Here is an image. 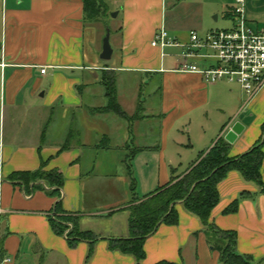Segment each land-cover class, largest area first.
I'll list each match as a JSON object with an SVG mask.
<instances>
[{"label":"crops","instance_id":"0c3cea01","mask_svg":"<svg viewBox=\"0 0 264 264\" xmlns=\"http://www.w3.org/2000/svg\"><path fill=\"white\" fill-rule=\"evenodd\" d=\"M104 2L107 15L117 13L108 62L100 58L107 15L87 20L84 0H0V260L220 264L219 253L211 249V235L183 203L175 206L178 223L161 224L146 240L142 262L112 250L111 240L131 237L133 193L127 164L136 196L144 200L173 177L187 175L202 154L220 139L226 141L236 124L244 131L233 144L226 141L230 158L247 153L260 140L264 90L250 100L236 83L209 85L198 74L179 71L191 33H197L186 26L187 14L197 19L205 5L214 6L233 21L225 29L230 30L236 0ZM247 4L248 25L263 29L258 12L264 11V0H246ZM162 27L184 47H153ZM211 54L199 51L188 62L216 65L208 58ZM104 71L116 74L118 102L131 121L98 112L107 106L101 84ZM187 120L207 127L196 141L187 137L192 133L191 128L185 130ZM260 172L264 182V161ZM19 173H58L63 184L57 189L39 176L26 185L13 177ZM218 191L220 201L211 223L236 233L238 254L250 257L252 264H264L262 188L231 171ZM59 202L62 213L57 215ZM236 202V210L230 212ZM59 216L77 218L80 232L92 233L94 239L71 245L53 228L52 219Z\"/></svg>","mask_w":264,"mask_h":264},{"label":"trees","instance_id":"16d2710c","mask_svg":"<svg viewBox=\"0 0 264 264\" xmlns=\"http://www.w3.org/2000/svg\"><path fill=\"white\" fill-rule=\"evenodd\" d=\"M84 6L85 17L91 21L101 18L109 12L104 0H84ZM101 84L105 89L107 106L99 109L98 112L112 113L131 121L132 118L126 114L118 102L116 74L112 71H104ZM263 149L264 124L262 125V136L257 144L247 153L236 158H230V145L220 139L207 155L202 154L199 162L191 166V171L187 175L173 177L169 184L161 187L144 200L136 196V184L131 164H127L133 193V205L129 208L131 237L129 239L111 240V249L120 251L125 255H131L138 262H142L146 258L144 250L146 240L156 232L161 224L176 225L178 212L175 206L178 203H183L185 210L197 216L207 233L211 235V246L214 251L219 253L220 264H252L250 257L237 253L236 233L219 230L211 223V215L220 201L218 185L231 171L239 172L246 181L262 188L264 193V182L260 172L264 161ZM39 176L40 179L47 181L57 189L62 187L63 178L58 173H41L33 176L19 173L13 177L24 180L27 185L31 179ZM237 205L238 202L230 209V212L236 210ZM55 211L57 215L62 213L61 202L56 205ZM52 225L61 236L68 232L67 239L71 245L78 241L94 239L92 233L80 232L77 218L72 216L54 218Z\"/></svg>","mask_w":264,"mask_h":264},{"label":"built area","instance_id":"2783aa9c","mask_svg":"<svg viewBox=\"0 0 264 264\" xmlns=\"http://www.w3.org/2000/svg\"><path fill=\"white\" fill-rule=\"evenodd\" d=\"M234 27L230 30L212 31L205 37L191 33L186 60L179 68L181 73L200 75L209 85L228 80L236 83L250 100L264 90V28L255 30L248 25L246 0H236L234 7ZM153 47L164 50L168 47H184L172 40L166 28L162 27L152 42ZM211 51L216 65L199 67L188 62L199 51ZM164 56V54H163ZM4 67V65H2ZM46 73V69L41 71ZM0 112L3 113V101H0ZM1 213V211H0ZM68 232L65 234L67 237ZM8 262L0 260V264Z\"/></svg>","mask_w":264,"mask_h":264},{"label":"rangeland","instance_id":"374dc122","mask_svg":"<svg viewBox=\"0 0 264 264\" xmlns=\"http://www.w3.org/2000/svg\"><path fill=\"white\" fill-rule=\"evenodd\" d=\"M250 7V4L246 5V11H248ZM186 7H184L185 9ZM192 9L193 6L189 7L188 9ZM258 18H260L261 20H264V11H259L258 12ZM170 16V15H169ZM219 16V20H216L215 17ZM186 20H185V24L186 26L190 29L194 28L197 29V33L199 34L200 37H205L208 33L212 32V31H221V30H225L227 28H230L233 24V21L231 19H224L223 18V14L222 12H218L215 10L214 6H210V5H205L204 10H203V14L200 18L195 19V17L193 18V20H191V17L189 16V14H187L186 16ZM113 21V17L112 15L109 16L107 15V22H108V29L110 31L113 30L114 28V23ZM189 31V30H188ZM170 59L167 58L166 62H169ZM152 85H155V83H152ZM152 85H150V88L153 87ZM232 87H234V89H236V92H241V88L239 90L238 86L233 84ZM148 90H145V93H147ZM144 93V92H143ZM217 118V117H215ZM190 120V119H189ZM189 120H187V126L185 127V130L187 128H191L192 129V133H190V135H187V137L193 141H196V138L198 137V135L202 134L201 130L202 129H206L207 127L206 125L202 124V122H190ZM211 249L213 250V248L211 247Z\"/></svg>","mask_w":264,"mask_h":264},{"label":"water","instance_id":"95a60500","mask_svg":"<svg viewBox=\"0 0 264 264\" xmlns=\"http://www.w3.org/2000/svg\"><path fill=\"white\" fill-rule=\"evenodd\" d=\"M117 13L113 14V17H116ZM110 31L107 30V34L103 40V51L100 55L102 61H111L113 57V48L110 43ZM244 127L241 124H236L229 134L226 136V141L230 144H233L238 137L243 133Z\"/></svg>","mask_w":264,"mask_h":264}]
</instances>
